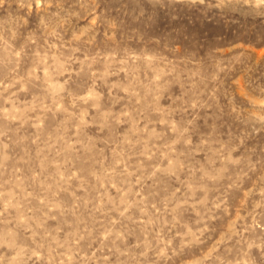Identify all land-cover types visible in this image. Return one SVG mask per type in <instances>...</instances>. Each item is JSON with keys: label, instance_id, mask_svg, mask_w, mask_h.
I'll return each mask as SVG.
<instances>
[{"label": "rangeland", "instance_id": "obj_1", "mask_svg": "<svg viewBox=\"0 0 264 264\" xmlns=\"http://www.w3.org/2000/svg\"><path fill=\"white\" fill-rule=\"evenodd\" d=\"M0 264H264V0H0Z\"/></svg>", "mask_w": 264, "mask_h": 264}]
</instances>
